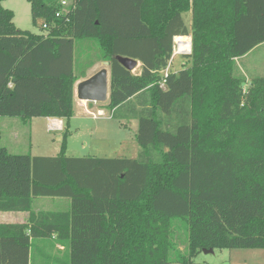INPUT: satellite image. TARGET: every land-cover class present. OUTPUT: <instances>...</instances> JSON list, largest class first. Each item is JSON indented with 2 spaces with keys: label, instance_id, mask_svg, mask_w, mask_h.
I'll use <instances>...</instances> for the list:
<instances>
[{
  "label": "trees",
  "instance_id": "1",
  "mask_svg": "<svg viewBox=\"0 0 264 264\" xmlns=\"http://www.w3.org/2000/svg\"><path fill=\"white\" fill-rule=\"evenodd\" d=\"M2 1L0 117L61 118L64 128L55 156L0 146V211L29 213L0 223V264H35L33 244L46 238L64 247L57 264H192L203 249L264 248V65L245 63L264 48V0H27L43 33L16 27ZM189 35V64L171 67L163 89L175 38L188 48ZM83 38L110 62L105 108L138 119L135 158L66 153ZM37 197L70 208L35 211Z\"/></svg>",
  "mask_w": 264,
  "mask_h": 264
},
{
  "label": "rangeland",
  "instance_id": "2",
  "mask_svg": "<svg viewBox=\"0 0 264 264\" xmlns=\"http://www.w3.org/2000/svg\"><path fill=\"white\" fill-rule=\"evenodd\" d=\"M12 10L15 13L14 23L23 30H29L34 33H43V21L38 19L35 24L32 19L31 7L27 0L12 2ZM5 3L2 5H6ZM4 7V6H3ZM183 18L186 26L192 30V16L191 12H184ZM192 40V39H191ZM260 51V50H259ZM77 52L86 53L89 58H95L100 54L101 49L95 38H83L76 41L75 54ZM187 54H179L173 61L172 68L178 71L184 66V62L189 64ZM264 61V48L257 52L255 56L249 57L245 63L251 69L258 66ZM75 72L78 73L77 65L74 66ZM77 99V97H76ZM78 100V99H77ZM105 103H89L88 108L96 110L97 108H105ZM107 115H101L98 118H93L92 115L81 117L71 122V130H75L77 135L70 139L73 141L72 147L67 149L68 156H92L97 154L99 157H129L133 158L135 155L134 148L139 145L136 141V132L138 131V119L130 118H109ZM0 117V146L7 147L11 153L26 154L30 153L32 156L44 155L55 156L61 149V138L58 139V132L48 129V120L45 118L39 119L41 123L31 124L24 122L21 117H6L8 122L2 126ZM107 118V121H102ZM15 120V121H14ZM22 120V121H21ZM54 120V119H53ZM57 120V119H56ZM54 120V121H56ZM21 122L22 125L16 124ZM2 126V127H1ZM105 133V134H103ZM108 136L107 139H104ZM134 146V148H133ZM92 150V151H91ZM135 158V157H134ZM50 197H39L34 200V209H59L58 206H41L42 204L51 201ZM52 202V201H51ZM70 208L68 199V210ZM180 221H176L178 223ZM175 223V224H176ZM180 222L177 225V235L175 236L178 249L184 254L186 253V238L184 230ZM52 239L46 238L37 239L32 247V255L35 259V264H43V261H37L38 256L48 254L51 259L57 256V260L50 262V264L60 263L59 259H63L62 251L59 246H52ZM67 251V250H66ZM68 255V254H67ZM62 256V257H61ZM42 257H40L41 259ZM171 264H183L173 261ZM192 264H264V248H234V249H215L213 253H205L201 251L196 257L192 259Z\"/></svg>",
  "mask_w": 264,
  "mask_h": 264
},
{
  "label": "crops",
  "instance_id": "3",
  "mask_svg": "<svg viewBox=\"0 0 264 264\" xmlns=\"http://www.w3.org/2000/svg\"><path fill=\"white\" fill-rule=\"evenodd\" d=\"M18 1H21V0H4V1H2V3L3 4L8 3V4L3 5V6L5 8L12 9L13 5H10V4H13L12 2L15 3V2H18ZM191 16H192V14H191ZM16 27H18V26L16 25ZM18 28L21 29V27H18ZM187 37H189L190 40L192 39L191 35H189ZM74 55H75V64L77 65V69L76 70H78V73H76V72L75 73L77 75H79V78H78L77 82L75 83V88H74V93H75V115L72 117L71 122L75 121L76 119H81V117H87L89 115H92L93 118H98L101 115H107L106 112L109 113V115H110L109 118L110 119L113 118L112 117V113L107 108H97L96 110L90 109V108H88V102L84 103V102L80 101L79 99L78 100L76 99V86H77V84L81 80L91 76L96 71L101 69L104 66V62L105 61H103L102 59L99 58V54L96 55L95 58H89V59H87L88 56L86 55V53H79L78 54V52H77V57H76V54H74ZM261 64L264 65V61ZM141 67H142V63L140 61H138V65L134 69V72L135 73H140L141 72ZM89 103H91V102H89ZM92 103H101V102H92ZM41 118H45V119L48 120V129L49 130H52V128H51V124H52L51 120H53V119L60 120L61 121V127L60 128H56L54 131L58 132V139L62 138L60 132L64 128V120L61 119V118L33 117L32 119L28 120L27 122H30L31 124L41 123L40 120H39ZM6 119H7L6 117L2 118V121H1L2 126H4V124H6L8 122V120H6ZM23 121L26 122L25 120H23ZM102 121H107V118L102 120ZM16 124H19V126L22 125L21 122H16ZM70 131H71V134H70V136L68 138V148L72 147V145H73V141L72 140L70 141V139L72 137L74 138L77 135L75 130H71V127H70ZM103 134H105V133H103ZM107 138H108V136H105L104 139H107ZM133 148H134V146H133ZM134 151L136 153L133 156L137 157L138 153H139V147L136 148V149L134 148ZM92 156L99 157L97 154H94ZM37 198H39V197H37ZM50 198L52 199L51 200L52 202L48 201V202L42 204L41 206H58L59 209H44V208H40L38 210H36V209H34V210L35 211H41V210L58 211V210H67L68 209V198H63V197H56V198L50 197ZM69 204H70V200H69ZM28 220H29V213L28 212H21V211L3 212V211H0V223H26V222H28ZM56 245L60 247L59 249H64V247L60 243H56Z\"/></svg>",
  "mask_w": 264,
  "mask_h": 264
},
{
  "label": "water",
  "instance_id": "4",
  "mask_svg": "<svg viewBox=\"0 0 264 264\" xmlns=\"http://www.w3.org/2000/svg\"><path fill=\"white\" fill-rule=\"evenodd\" d=\"M117 59L128 69L134 71L138 65V60L117 56ZM111 78L110 62L105 61L104 66L91 76L81 80L76 86V97L85 102L104 103L110 98ZM205 253H213L214 248L203 249Z\"/></svg>",
  "mask_w": 264,
  "mask_h": 264
},
{
  "label": "built area",
  "instance_id": "5",
  "mask_svg": "<svg viewBox=\"0 0 264 264\" xmlns=\"http://www.w3.org/2000/svg\"><path fill=\"white\" fill-rule=\"evenodd\" d=\"M72 3V0H62V5L64 6H68ZM43 27H47L46 24H43ZM177 39V38H176ZM175 39V46H174V53L172 55V58L169 62V65L168 67L166 68V70L164 71V78L160 81V86L164 89L166 88V80H165V77L169 74V70L170 68L172 67L173 65V61L175 59V57L179 54H190L192 52V41L190 40L189 42L187 43H184L186 44V46L188 45V48H185V46L181 47L180 46V43L177 42V40ZM61 127V126H60ZM58 125H53L51 124V128L52 130H55L56 128H60Z\"/></svg>",
  "mask_w": 264,
  "mask_h": 264
},
{
  "label": "bare ground",
  "instance_id": "6",
  "mask_svg": "<svg viewBox=\"0 0 264 264\" xmlns=\"http://www.w3.org/2000/svg\"><path fill=\"white\" fill-rule=\"evenodd\" d=\"M80 101H82V100H80ZM82 102H84V103H86L85 101H82ZM54 120H56V119H54ZM54 120H51V123L53 124V125H58L59 127L61 126V121L60 120H56V121H54Z\"/></svg>",
  "mask_w": 264,
  "mask_h": 264
}]
</instances>
